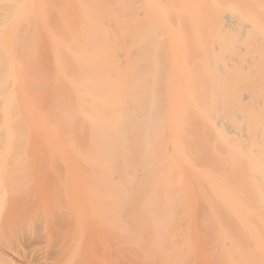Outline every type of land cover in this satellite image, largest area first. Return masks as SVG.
I'll return each instance as SVG.
<instances>
[{
	"label": "bare ground",
	"instance_id": "obj_1",
	"mask_svg": "<svg viewBox=\"0 0 264 264\" xmlns=\"http://www.w3.org/2000/svg\"><path fill=\"white\" fill-rule=\"evenodd\" d=\"M0 132L80 205L27 264H264V0H0Z\"/></svg>",
	"mask_w": 264,
	"mask_h": 264
},
{
	"label": "rangeland",
	"instance_id": "obj_2",
	"mask_svg": "<svg viewBox=\"0 0 264 264\" xmlns=\"http://www.w3.org/2000/svg\"><path fill=\"white\" fill-rule=\"evenodd\" d=\"M1 135L2 133L0 132V167L1 169L4 168V170L6 167H8L6 169L7 171L9 170L8 172L9 175L7 174L6 176L4 175L5 178L4 176H1V178L2 177L3 178L1 181L2 183L0 182V225L3 228V229L0 228L2 230V235L0 232V251H5V253H9L10 255L12 254L14 257L13 259L16 260L17 262H15L14 260L13 261L17 264L20 263L27 264L28 261L32 259V257L40 258L41 256L44 255V252L47 251L48 240L45 242L46 236L44 234L47 235L48 232L54 231L55 229H57L58 226H59L58 228L63 227V225L65 224L64 223V217L66 216L65 212L68 211L71 214V210L75 209L74 211H76L77 210L76 207L77 206L80 207V205L78 204V202L77 203L74 202L72 203L74 205L73 206L70 205L69 207V205H67L66 203L65 198L63 199V195H61L62 193L59 192V191L62 192L64 190V186L59 185L58 182L54 181V178L56 177V174L54 173L55 170L57 171V173L62 171L61 165L59 166V164L56 161H54L55 158L54 159L52 158L53 154H51V149L53 148L50 149V147H53V143L58 142L59 140L58 137L53 135L40 136L34 133L28 134V136L31 138H29L27 135H23V136L18 135L17 137L15 136L14 139L16 140H12V141L17 142L18 144L13 143L12 146L13 150L11 148L7 149L9 153L11 152V154L9 155L8 152H6L7 147H5V138L3 135L2 136ZM19 141L22 144L19 143ZM4 158L5 159L7 158L8 161L5 162ZM9 161L13 162L11 164L13 167L15 166H17V168L19 166L20 168L27 167L26 169L29 168L31 169L32 167L31 169L32 171L30 170V172L34 171L36 173L37 171V174L35 175L33 172V175L30 176V174L28 175V173H23L22 176L21 174L18 176V173L11 172L13 173L11 174L12 179H15L12 180L10 176V171L16 169V167L12 168L11 165H9ZM54 162L56 163L54 164ZM52 164L54 165L52 166ZM4 165H6V167H4ZM50 166L52 172L49 169ZM58 174L60 175L61 173ZM25 176L26 177L28 176L27 177L28 179L25 178ZM49 176L50 179L48 180ZM22 177L24 178L23 181H22ZM17 178L18 180H16ZM57 183L59 185V186L57 185L58 187L53 186ZM62 186H63V190H61ZM51 192L53 193V195ZM55 195H57V197H53ZM52 200L54 201V203ZM55 202H57L56 204L59 205H56ZM94 202L95 201L92 202L93 203L92 207H94V204L96 203ZM64 203L66 204L67 207H65ZM88 203L85 204L86 207L89 205ZM102 205L104 206L103 203ZM125 206H123L124 209L123 215L125 213L128 214V211H125L127 210V207ZM57 207H59V210H57ZM68 212L67 214L69 215ZM3 233L5 235H3ZM30 239L31 241L29 242ZM28 242L30 243V245Z\"/></svg>",
	"mask_w": 264,
	"mask_h": 264
}]
</instances>
